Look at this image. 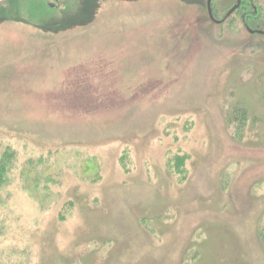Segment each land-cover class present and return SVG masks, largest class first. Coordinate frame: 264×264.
<instances>
[{
	"label": "rangeland",
	"instance_id": "rangeland-1",
	"mask_svg": "<svg viewBox=\"0 0 264 264\" xmlns=\"http://www.w3.org/2000/svg\"><path fill=\"white\" fill-rule=\"evenodd\" d=\"M241 3L0 0V264H264V0ZM40 155L46 192L19 173Z\"/></svg>",
	"mask_w": 264,
	"mask_h": 264
},
{
	"label": "trees",
	"instance_id": "trees-1",
	"mask_svg": "<svg viewBox=\"0 0 264 264\" xmlns=\"http://www.w3.org/2000/svg\"><path fill=\"white\" fill-rule=\"evenodd\" d=\"M246 2L247 0H242L241 6L242 5L247 6ZM234 12L228 18L232 17ZM248 14H246V16L254 17V16H249ZM232 113H233L232 115L235 117V122H237V124L241 125L242 127L244 123L243 113H240V110L238 109H234ZM14 155L15 153L10 145H2V143L0 142V203L1 200H3L1 189L6 184L10 183L9 172H10L11 164L13 163L14 160ZM45 159L46 158L43 155H40L38 158L35 159V161L28 159L25 161V164L22 165V167L20 168L19 173L21 175V179H23L22 183L23 184L25 183V187L28 190L34 189L35 191L37 190L39 191L41 189L40 191L43 190L44 192H46L49 190L51 183H53L54 181L55 182L59 181L60 177L52 172L50 166L45 164ZM185 159L186 157H176L175 158L176 164L182 166L181 163L184 162ZM94 160L95 159H91V158L82 160L80 169L81 170L88 169L96 173L99 168L97 164L94 162Z\"/></svg>",
	"mask_w": 264,
	"mask_h": 264
},
{
	"label": "water",
	"instance_id": "water-1",
	"mask_svg": "<svg viewBox=\"0 0 264 264\" xmlns=\"http://www.w3.org/2000/svg\"><path fill=\"white\" fill-rule=\"evenodd\" d=\"M240 2H241V0H237L236 3L230 8V10L224 15V17L221 20H217L214 18L213 14H212L211 0H206V9H207V14H208L209 19L216 24H219V23L225 21L238 8ZM244 27L247 30V32L250 34H260V35L264 36V31L252 30L246 25L245 22H244Z\"/></svg>",
	"mask_w": 264,
	"mask_h": 264
}]
</instances>
